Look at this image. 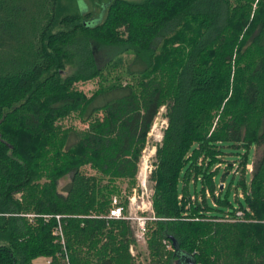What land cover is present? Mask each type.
<instances>
[{
  "label": "trees",
  "instance_id": "obj_1",
  "mask_svg": "<svg viewBox=\"0 0 264 264\" xmlns=\"http://www.w3.org/2000/svg\"><path fill=\"white\" fill-rule=\"evenodd\" d=\"M251 3L109 0L105 17L92 23L91 13L80 8L78 13L60 18L59 0H0V264H65L63 259L67 264H134L129 253L135 242L130 221L100 216L109 206V185L102 178L86 175L81 165L94 159L104 171L114 169L121 174L128 168L135 170L147 134L165 103L166 87L156 77L149 78L154 66L160 69L155 63L158 46L187 19L196 24L197 35L172 75L167 126L157 145L155 235L171 241L165 264L177 259L175 244L198 264H214L209 254L228 240V234L238 246L228 253L225 263L264 264V192L255 189L248 193L243 184L246 205L239 208L244 217L258 221L242 224L240 232L185 218L234 214L235 207L224 211L230 204L221 201L219 194L213 196V202L206 197L207 191L217 189L216 169L212 168L221 162L224 143L247 148L264 142V130L248 142L244 140L248 134L243 132L255 113L264 118V0H258L241 38L237 33L226 35L236 12L241 11L240 17L249 16ZM92 40L120 46L121 52L132 51L125 71L141 76L144 82L137 89L114 83L90 96L71 90L75 81L88 80L102 69L97 66ZM241 41L253 62L244 70H232V57L240 56L237 45ZM73 54L77 69L63 77L65 60ZM75 109L82 121L104 111L105 130L69 128L59 130L61 136L57 137L55 118ZM217 110L227 114L228 121L208 132ZM50 151L53 155L46 158ZM198 152L203 153L206 164H197ZM38 161L47 166L52 162L48 168L53 173L51 184L40 191L32 183ZM193 164L199 169V179L193 185L189 182L187 194L199 193L200 182L204 199L186 206L180 195ZM67 175L70 180L64 191L57 190L55 181ZM19 192L26 194L19 198ZM38 192L46 198H38ZM29 194L33 195L30 202ZM32 201L37 215L29 217ZM56 214L62 215L64 246L54 242ZM38 256L52 258L32 263Z\"/></svg>",
  "mask_w": 264,
  "mask_h": 264
},
{
  "label": "rangeland",
  "instance_id": "obj_2",
  "mask_svg": "<svg viewBox=\"0 0 264 264\" xmlns=\"http://www.w3.org/2000/svg\"><path fill=\"white\" fill-rule=\"evenodd\" d=\"M109 0H59V10L61 18L66 14L78 13L79 10L85 9L89 11L92 15L93 22H100L106 15V4ZM135 2H141L144 0H130ZM263 0H260V3ZM258 0H252L251 11L249 16L240 17L241 11L236 12L235 18L230 26L229 30L226 31V35L239 34V38L242 37L243 32L248 26L249 20L256 8ZM235 4V3H233ZM246 17H248L246 19ZM246 22V23H245ZM195 23L187 19L181 27L177 30L172 31L167 37L160 43L157 49L158 58L156 59V64H160V69L157 65L154 66L153 73L149 78L156 77L163 83V87H166L165 95L163 100L165 103L160 107L157 116L147 134L146 142L141 151V154L136 162L135 170L128 168L125 173L116 174L114 169L104 171L100 164H96L94 159L85 160L83 165H81V170L86 175H94L98 178H102L103 183L109 185V203L107 209L100 216H105L107 219H125L130 221V224L134 231V238L138 222H144L146 226V231L144 234V239L141 241L136 240L129 247V253L132 257L134 264H165L168 260L170 252L172 251L171 241L167 239H157L155 235L157 218V204L154 201V194L156 189V174L157 170V145L162 142L164 129L167 126V119L165 114L167 112V101L169 100L172 93V75L176 72L177 67L181 65L186 53L188 52L191 43L195 36L197 35V30L195 31ZM58 29V27L56 28ZM241 40V39H239ZM92 49L96 58L97 66L100 67L101 71L94 77L88 80L75 81L71 86V90L82 91L86 96L92 95L95 91L105 88L114 83L120 84H131L136 89L139 83H143L144 79L141 76H130L126 73V65L133 58L134 53L130 50L121 52L122 47L115 45H108L101 41L92 40ZM239 42V57L238 55L232 57V70L240 67L244 68L250 64L252 65V60L250 53L246 50L245 43ZM237 48V47H236ZM121 53H120V52ZM245 51V52H244ZM118 53V54H117ZM113 55L112 62L105 64V61ZM115 55V56H114ZM78 59L73 54L70 60H65V67L63 72V77L72 74L77 69ZM107 63V62H106ZM106 65V66H105ZM148 80V79H147ZM232 81V80H231ZM216 113V114H215ZM158 120V121H157ZM228 121V115L222 113L221 111L213 112V117L210 120V125L208 127V132L225 125ZM105 112L99 111L92 116L89 121H82L80 114L77 109L70 111V113L57 116L54 120V127L57 129V137L61 136V130L74 128L83 131L100 132L101 129L105 130ZM102 124V125H101ZM248 128L244 129L243 132L248 134V138L244 137L246 142L251 138H255L256 135H260L264 130V118H261V113H255V117L249 122ZM60 128H59V127ZM95 127V128H93ZM60 130V131H59ZM49 146V145H47ZM223 153L221 155L220 161L212 170H215V183L217 189L214 193L210 191L206 192V197L209 202L215 201L214 195L219 194L221 201H226L230 206H226L224 211L233 210L235 207L234 214L223 213L218 217H208L202 216L200 214H191L186 216L189 220H204L205 222H212L219 227L226 230H236L240 232L241 226L244 223L257 222L255 218L250 216H243V209L239 208V205H246L245 202V191L243 184L246 185V190L253 192V190L264 192V142L260 141L257 144H251L247 148L241 145H230L229 143H224L222 148ZM54 151L47 152L46 158H50ZM245 155V159L243 157ZM126 157H129L126 156ZM220 157V155H219ZM101 160V159H100ZM39 162V163H38ZM36 162L35 170L36 177L33 180V185L37 186L39 191L47 187L52 182V169L48 168L52 164L45 165ZM197 164H206V158L203 153L198 152V157L196 159ZM38 163V164H37ZM47 167V168H45ZM55 171V170H54ZM199 169L193 164L190 169L186 172L183 180V190L181 191L180 197L186 206L192 202H202L204 195L200 192L201 183L198 182L197 188L199 193H193L192 195L187 194L188 184L191 182H196L198 177ZM52 173V174H51ZM69 175L64 177H58L55 181V188L60 191H64V188L69 183ZM222 184V185H220ZM222 186V188H220ZM259 188V189H258ZM219 192V193H218ZM26 194V193H23ZM22 193L16 194L17 197L21 198ZM37 197H42V192H38ZM249 194H246V196ZM46 194L41 199L46 198ZM33 195H28V202L32 200ZM117 198L120 204L123 206V215L119 218H110V208H112V200ZM218 198V197H217ZM186 200V201H185ZM190 200V201H189ZM43 202V201H41ZM34 201H32L31 209L29 210L28 216L34 217L37 215L35 212L36 208ZM249 209V208H248ZM251 209V208H250ZM92 212V211H90ZM85 214V216H90ZM241 212V218L236 217L235 213ZM209 214L210 212H206ZM95 215V212L91 213V216ZM44 218H49L50 215L43 214ZM52 216V215H51ZM61 214H56L57 223L53 229L52 234L55 236L54 242L61 243L63 246L64 235L61 225ZM81 216V215H80ZM97 216V215H96ZM231 234L235 235V231ZM231 237V238H230ZM100 246V243L98 244ZM235 241L232 240V235L229 236L225 243L218 244L210 252L209 259L215 260L214 264H227L226 256L231 253L235 248ZM87 249L86 246L84 247ZM51 256H38L32 260V263H44L51 260ZM66 260V261H65ZM62 261L67 264V259ZM60 262H62L59 259ZM171 264H176V260L172 259Z\"/></svg>",
  "mask_w": 264,
  "mask_h": 264
},
{
  "label": "built area",
  "instance_id": "obj_3",
  "mask_svg": "<svg viewBox=\"0 0 264 264\" xmlns=\"http://www.w3.org/2000/svg\"><path fill=\"white\" fill-rule=\"evenodd\" d=\"M123 206L120 204L119 200L117 198H114L112 200V208H110V215L108 217L110 218H119L123 214ZM235 216L241 218V212L235 213ZM243 217V216H242ZM144 222H138L137 223V228H136V233H135V238L138 241H141L144 239V234L146 231V226L143 224Z\"/></svg>",
  "mask_w": 264,
  "mask_h": 264
},
{
  "label": "water",
  "instance_id": "obj_4",
  "mask_svg": "<svg viewBox=\"0 0 264 264\" xmlns=\"http://www.w3.org/2000/svg\"><path fill=\"white\" fill-rule=\"evenodd\" d=\"M84 10L85 9H82L83 12ZM220 188H222V186H220ZM174 246H175V254L177 255L176 264H198L191 254L182 252L176 244Z\"/></svg>",
  "mask_w": 264,
  "mask_h": 264
}]
</instances>
